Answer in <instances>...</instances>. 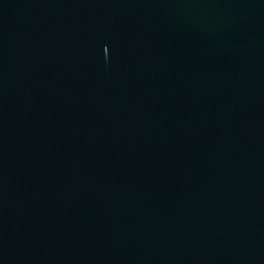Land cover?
<instances>
[{"label": "water", "instance_id": "1", "mask_svg": "<svg viewBox=\"0 0 264 264\" xmlns=\"http://www.w3.org/2000/svg\"><path fill=\"white\" fill-rule=\"evenodd\" d=\"M0 264H264V0H0Z\"/></svg>", "mask_w": 264, "mask_h": 264}]
</instances>
